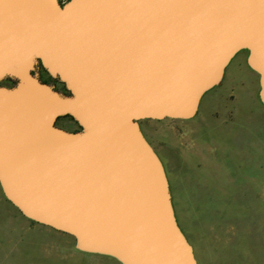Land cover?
Returning <instances> with one entry per match:
<instances>
[{
	"label": "water",
	"instance_id": "95a60500",
	"mask_svg": "<svg viewBox=\"0 0 264 264\" xmlns=\"http://www.w3.org/2000/svg\"><path fill=\"white\" fill-rule=\"evenodd\" d=\"M243 48L264 103V0H0L4 196L79 250L197 264L139 120L192 117Z\"/></svg>",
	"mask_w": 264,
	"mask_h": 264
},
{
	"label": "rangeland",
	"instance_id": "374dc122",
	"mask_svg": "<svg viewBox=\"0 0 264 264\" xmlns=\"http://www.w3.org/2000/svg\"><path fill=\"white\" fill-rule=\"evenodd\" d=\"M247 55L243 48L233 56L192 117L139 120L164 165L175 216L197 264H264V103ZM57 124L78 128L70 116ZM0 264L122 263L79 250L71 235L24 216L0 186Z\"/></svg>",
	"mask_w": 264,
	"mask_h": 264
},
{
	"label": "trees",
	"instance_id": "16d2710c",
	"mask_svg": "<svg viewBox=\"0 0 264 264\" xmlns=\"http://www.w3.org/2000/svg\"><path fill=\"white\" fill-rule=\"evenodd\" d=\"M40 67V72L42 73V72H45V71H43L42 70V67H41V65L39 66ZM46 73V72H45ZM40 77H41V80L42 81H45V82H48L49 83V81L48 80H46V79H44L43 77H42V75H40ZM50 77V76H49ZM7 81H10V82H12V83H14V80H12L11 78H7L6 79ZM1 84H2V82H1ZM61 91H63V92H66V90H65V88L63 89V90H61ZM60 118H58V120H59ZM57 120V121H58ZM75 130V129H74Z\"/></svg>",
	"mask_w": 264,
	"mask_h": 264
},
{
	"label": "built area",
	"instance_id": "2783aa9c",
	"mask_svg": "<svg viewBox=\"0 0 264 264\" xmlns=\"http://www.w3.org/2000/svg\"><path fill=\"white\" fill-rule=\"evenodd\" d=\"M58 1H59L60 4H64V3H66L69 0H58Z\"/></svg>",
	"mask_w": 264,
	"mask_h": 264
},
{
	"label": "crops",
	"instance_id": "0c3cea01",
	"mask_svg": "<svg viewBox=\"0 0 264 264\" xmlns=\"http://www.w3.org/2000/svg\"><path fill=\"white\" fill-rule=\"evenodd\" d=\"M4 195V194H3Z\"/></svg>",
	"mask_w": 264,
	"mask_h": 264
}]
</instances>
